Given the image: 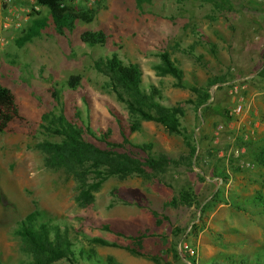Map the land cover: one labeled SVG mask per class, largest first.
Masks as SVG:
<instances>
[{
	"label": "rangeland",
	"instance_id": "374dc122",
	"mask_svg": "<svg viewBox=\"0 0 264 264\" xmlns=\"http://www.w3.org/2000/svg\"><path fill=\"white\" fill-rule=\"evenodd\" d=\"M64 4L78 16L70 32L59 36L48 22L18 47L15 39L46 11L35 0H0V26L15 19L8 29L0 27V85L12 93L21 118L0 133V264H34L15 235L18 222L34 210L50 225L67 228L73 251L92 254L99 264H255L264 249V165L256 162L264 149V0H149L139 9L133 0ZM87 11L93 15L84 20ZM98 31L104 45L79 41L83 32ZM163 52L181 71L183 88L157 69ZM111 55L136 64L146 91L153 88L162 105L179 110L193 155L181 135L139 121L115 98L94 67ZM71 76L78 77L73 88L66 85ZM217 78L224 82L209 86ZM205 92L209 98L198 104ZM108 109L125 125L137 122L140 130L129 140L149 144L147 154L168 164L145 176L104 177L101 169H90L81 179L45 166L38 145L59 139L43 127L61 112L120 142ZM171 198L176 207L164 209ZM97 221L111 222L122 236L99 231ZM138 233H144L140 252L147 256L88 242L100 237L125 246ZM74 264L93 261L76 258Z\"/></svg>",
	"mask_w": 264,
	"mask_h": 264
},
{
	"label": "trees",
	"instance_id": "16d2710c",
	"mask_svg": "<svg viewBox=\"0 0 264 264\" xmlns=\"http://www.w3.org/2000/svg\"><path fill=\"white\" fill-rule=\"evenodd\" d=\"M199 1L213 3L214 0ZM133 2L135 7L139 9L142 4L148 3L149 0H133ZM35 3L38 7L45 9L46 14L44 17L35 14V18L25 33L15 39L14 43L18 47L37 37L48 22V26L52 28L54 33L62 36L64 31L70 32L73 29V25L78 19V16L65 6L64 0H35ZM92 15L93 12L87 11L82 13L81 17L84 20H89ZM105 39L106 37L99 31L83 32L79 36V41L89 47L102 46ZM159 58L161 63L157 69L170 75L174 79L176 87L183 88L181 71L173 65L166 53L163 52ZM94 67L106 78L110 91L118 101L126 106L132 117L139 121L156 123L168 134L181 135L188 154L193 155L194 148L187 141V137H183L186 134L180 130L179 110L175 107L162 105L153 88H149L148 92L146 91L141 80V72L136 64L128 63L124 65L115 55H111L109 58L98 60ZM260 72L259 74L264 77V66ZM77 81V76H71L66 81V85L73 88ZM223 82L224 78H217L209 82V86ZM189 90L194 93L198 92L193 87H189ZM208 98L206 92L200 93L198 94L197 103L203 104ZM108 112L116 123L120 142L112 140L106 132L96 135L89 125L78 124L72 119L68 120L62 112L53 117L48 126L43 127V129L50 135L56 136L59 139L58 142H44L38 145V148L46 155L44 159L45 166L50 169L62 168L68 174L81 179L90 169H101L104 172V177H123L131 174L145 176L147 172L162 169L168 164L165 157L153 158L147 154L151 148L149 144H134L129 140L132 133L140 130L137 122L125 125L122 117L115 110L108 109ZM20 119L12 93L0 85V133L7 131L10 123ZM41 119L44 120L45 116ZM94 142L101 144L102 148L95 145ZM134 152L146 153V156L139 158L137 153L134 155ZM256 162L264 165V149L261 150L260 155L256 156ZM97 175L100 174L97 173ZM179 197V199L185 201L188 199V194L183 193ZM176 204L177 200L171 198L169 201L163 202L162 207L164 209L176 207L173 206ZM149 212L155 219H159L156 212L153 210ZM160 219L166 220L164 216ZM40 220L45 221L43 214L34 210L18 222V228L15 231V235L24 243L26 250L32 256L34 264H50L61 259L74 264L76 258L99 264L94 255H84L83 251L77 253L73 251L67 228L60 230L59 226L50 225L47 220L45 222H40ZM96 229L122 236L120 230L108 221H97ZM143 235L144 233H138L128 236L129 243L125 246L107 242L100 237L90 238L88 242L99 246L120 248L135 256H147L145 253L140 252ZM190 263L194 264L193 259L190 260ZM255 264H264V249Z\"/></svg>",
	"mask_w": 264,
	"mask_h": 264
},
{
	"label": "built area",
	"instance_id": "2783aa9c",
	"mask_svg": "<svg viewBox=\"0 0 264 264\" xmlns=\"http://www.w3.org/2000/svg\"><path fill=\"white\" fill-rule=\"evenodd\" d=\"M12 23H13L12 19L9 18L4 23H2L1 28L8 29ZM15 25L17 26V24H14V26ZM4 42H5L4 38L0 35V43H4ZM238 110H239V107L237 108V111ZM187 253L189 254V256H192V257L195 256V252L193 250H188Z\"/></svg>",
	"mask_w": 264,
	"mask_h": 264
},
{
	"label": "crops",
	"instance_id": "0c3cea01",
	"mask_svg": "<svg viewBox=\"0 0 264 264\" xmlns=\"http://www.w3.org/2000/svg\"><path fill=\"white\" fill-rule=\"evenodd\" d=\"M40 9H43V8H40ZM17 18V17H16ZM12 19V22H14L15 21V19L14 18H11ZM2 25V24H1ZM1 27V26H0ZM260 32H262V31H260ZM260 39L261 40H263L264 41V36H260Z\"/></svg>",
	"mask_w": 264,
	"mask_h": 264
}]
</instances>
